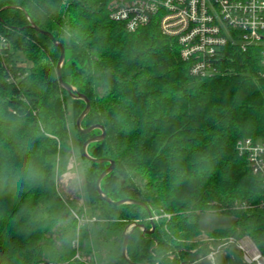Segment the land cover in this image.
<instances>
[{
    "label": "trees",
    "instance_id": "trees-1",
    "mask_svg": "<svg viewBox=\"0 0 264 264\" xmlns=\"http://www.w3.org/2000/svg\"><path fill=\"white\" fill-rule=\"evenodd\" d=\"M31 22L73 57L67 83L91 104L82 128L105 130L106 138L87 148L90 157L115 163L102 192L113 202L133 200L152 215L169 216L150 235L133 232L129 260L192 264L199 214L210 210L235 219L212 235L249 236L264 256V208L257 207L264 186L237 151L244 139L264 141V69L256 53L227 49L217 75L196 78L176 42L155 25L126 32L102 0H0V264H89L62 253L46 259L54 230L69 220L62 241L76 240L80 227L84 252L94 247L72 214L75 206L57 188V159L69 141L66 92L54 72L60 50ZM73 102L79 118L85 103ZM79 134L87 141L101 131ZM88 163L84 184L105 220L98 233L111 242V257L128 264L124 233L136 222L151 230L148 213L104 202L96 183L109 164ZM242 203L253 208L236 209Z\"/></svg>",
    "mask_w": 264,
    "mask_h": 264
},
{
    "label": "built area",
    "instance_id": "built-area-1",
    "mask_svg": "<svg viewBox=\"0 0 264 264\" xmlns=\"http://www.w3.org/2000/svg\"><path fill=\"white\" fill-rule=\"evenodd\" d=\"M102 1L110 20L122 25L126 32L136 33L155 25L162 36L176 42L180 57L188 64L189 74L193 77L217 75L220 71L219 62L227 58V49H237L242 53L253 51L264 69V0ZM237 151L245 158L253 177L264 186V141L244 139L238 142ZM257 207L264 208V199ZM251 208L245 203L236 205L238 210ZM72 214L79 226L89 222L80 219L74 212ZM162 218L169 216L152 215L148 221L158 224ZM78 241H73L74 249H78ZM244 247L249 246L244 244ZM230 248L239 252L243 264H259L254 258L244 259L241 247ZM214 258V254H211L195 262L208 261L214 264Z\"/></svg>",
    "mask_w": 264,
    "mask_h": 264
},
{
    "label": "rangeland",
    "instance_id": "rangeland-1",
    "mask_svg": "<svg viewBox=\"0 0 264 264\" xmlns=\"http://www.w3.org/2000/svg\"><path fill=\"white\" fill-rule=\"evenodd\" d=\"M68 0H64L67 3ZM66 46L69 47V36H64ZM65 61L62 66L64 70L65 82H70L72 79V68L73 57L70 56L69 51H66ZM55 75L57 71L58 60L60 56L56 54ZM23 62V58H20ZM25 65V64H23ZM76 89V88H75ZM65 93L66 91L63 90ZM67 102V130L69 135L68 149H63L57 159V188L65 201H70L75 207L71 210L80 219L84 218L85 221H89L85 228H88L89 235L92 239L93 251L91 253L84 252L86 243L82 241V229L78 227L75 236L79 239V248L74 249L72 242L62 241L65 229H67V223L60 225L52 234V238L49 239L45 251L47 260L54 262L56 259L53 258L55 254L62 253L66 258L72 256L77 259L81 257L84 261L89 264H119L118 260H115L111 254V242H104L105 235H99L98 231L101 230L100 225H103L105 220L100 218V212L93 207L92 201L89 196V190L84 184V178L89 163L82 157V147L86 141V137L81 136L76 129V120L79 115V110L75 108L73 100L67 95H64ZM80 109V108H79ZM78 110V111H77ZM135 185L137 188H142L143 182L139 178H135ZM134 187V189L136 188ZM226 212L220 211H208L207 213L199 214V225L201 232L197 238V247L191 252V259L200 260L204 257H208L214 254V264H243L240 254L237 250L230 247L242 248L243 257L246 260H252L253 258L259 264H264V256L260 249L249 236L241 237H228L217 235L214 236L212 233L217 230H223L230 228L235 220L232 216L227 217ZM166 215V214H162ZM94 219L96 220L94 222ZM148 221V219H147ZM149 222V221H148ZM79 223V222H78ZM141 224L136 222V224ZM133 223L130 224V226ZM97 239V241H96ZM196 244H194L196 246ZM246 244L247 248L244 247ZM206 248V254L201 253L199 250ZM228 249L222 251V249ZM216 250V251H215ZM199 251V252H198ZM215 251V252H214ZM112 252V253H111ZM113 258V259H112ZM173 258V256L171 257Z\"/></svg>",
    "mask_w": 264,
    "mask_h": 264
},
{
    "label": "water",
    "instance_id": "water-1",
    "mask_svg": "<svg viewBox=\"0 0 264 264\" xmlns=\"http://www.w3.org/2000/svg\"><path fill=\"white\" fill-rule=\"evenodd\" d=\"M31 27L35 31H37L39 34L49 38L52 41V43L57 48H59V50H60V59H59L58 65H57V77H58L59 83L62 86V88H64V90L66 91V93L68 94V96L72 100H81V101H83L85 103V109H84V111L82 112V114L79 116V118L76 121V129H77V131L79 133H81L82 135H86V136L91 135L92 132H94L95 130H100L101 131V135L100 136L88 139L85 142V144L83 145V147H82V155L88 162H92V163H95V164H105V163L109 164V167L101 174V176L97 180L96 190H97L98 195L100 196V198L104 202H106L107 204H110L112 206H115V207L122 206L124 204H134V205L141 206L147 211L148 217L152 218V213H151L150 209L145 204L139 203V202H136V201H133V200H122V201H119V202H113L108 197H106V195L102 192L101 183L105 179L106 176H108L110 173H112L114 171L115 163L113 161L108 160V159H94V158L90 157L88 155L87 148H88L89 145H91L93 143H98V142H101L102 140H104L106 138L105 130H104L103 127L98 126V125L97 126H91L90 128H87V129H83L82 128V122L85 119V117L89 114L90 109H91V104H90V101L88 100V98L86 96L78 93L77 90L72 85H70L69 83H67V82H65L63 80L62 66H63V63L65 61V48H64V46L62 44L58 43L51 33L39 29L32 22H31ZM150 224H151V230H147V228L144 227L143 225L133 224V225L129 226L127 228V230L125 231V233H124V241H123V245H122V256H123L124 260L128 264H133L129 260L128 256H127V244H128V241H129L131 235L133 234V232L136 229L142 230L143 233L146 234V235L152 234L154 232V230H155L156 224H154L153 222H151ZM193 264H211V263L208 262V261H202V262H195Z\"/></svg>",
    "mask_w": 264,
    "mask_h": 264
},
{
    "label": "flooded vegetation",
    "instance_id": "flooded-vegetation-1",
    "mask_svg": "<svg viewBox=\"0 0 264 264\" xmlns=\"http://www.w3.org/2000/svg\"><path fill=\"white\" fill-rule=\"evenodd\" d=\"M148 218H149V217H148ZM139 230H140V229H139ZM141 231H142V230H141ZM142 232H143V231H142ZM195 261H196V260H195ZM195 261H193V263H194ZM193 263H192V264H193Z\"/></svg>",
    "mask_w": 264,
    "mask_h": 264
}]
</instances>
